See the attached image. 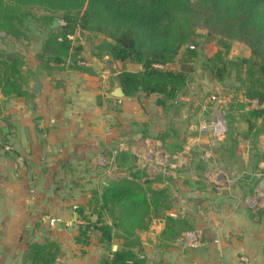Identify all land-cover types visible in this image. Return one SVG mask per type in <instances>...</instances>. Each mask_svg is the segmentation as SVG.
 <instances>
[{
	"label": "crops",
	"instance_id": "0c3cea01",
	"mask_svg": "<svg viewBox=\"0 0 264 264\" xmlns=\"http://www.w3.org/2000/svg\"><path fill=\"white\" fill-rule=\"evenodd\" d=\"M16 41L26 45L15 50L23 55V69L33 75L27 78L26 94H4L0 87V132L10 146L0 144V264H31L28 244L50 241L58 246L51 264H104L115 249L132 250L133 264H264V206L255 209L239 199L252 192L258 171H264V162L254 155L264 148V110L250 114L258 105L264 109V103L242 92L222 97L231 130L229 143L225 142L231 159L229 164L219 163L228 164L234 194L215 192L203 178L207 173L202 177L194 173L197 178H192L198 167L194 160L170 178L172 187L159 179L139 182L133 173L112 177L105 159L127 170L132 164L127 159L130 138L140 141L152 132L145 124L152 115L142 99L112 94L120 83L99 52L82 48L79 56L85 62L75 67L68 60L45 61L42 43L36 39L32 46ZM113 60L117 72L141 68L137 62ZM197 70L201 75L202 69ZM34 74L42 82L38 93L31 92ZM29 98L33 112L27 107ZM204 100L199 114L213 109V103L207 107ZM194 122L190 125L196 133ZM185 169L189 172L184 175ZM115 179L133 181L134 192L123 206L107 201L101 208L103 191ZM175 187L187 189L186 203L196 201L193 211L175 217L198 218L188 227L202 229L196 246L182 240L188 228L172 236L166 231L167 218L151 216L145 208L151 206V192L164 189L169 208L174 207V192L182 198ZM128 214L136 218L131 231L122 223ZM81 217L106 225L108 235L94 226L84 237ZM51 218L56 220L51 223Z\"/></svg>",
	"mask_w": 264,
	"mask_h": 264
},
{
	"label": "trees",
	"instance_id": "16d2710c",
	"mask_svg": "<svg viewBox=\"0 0 264 264\" xmlns=\"http://www.w3.org/2000/svg\"><path fill=\"white\" fill-rule=\"evenodd\" d=\"M30 6L42 9V18L47 20L45 29L38 36L25 23V16L29 14L26 8ZM55 16L64 23L53 26L50 20ZM77 27L102 32L104 38L99 48L105 49L112 58L141 64L138 70L122 69L116 74L126 96L138 97L140 92L146 95L157 93L156 102L163 107L169 105L168 98L174 99L171 104L174 107L181 103L178 92L192 79L194 60L200 59L204 70L209 69L214 77L223 79L227 62L225 53L230 49L231 40L244 41L250 55L239 59L244 65L245 77H239L241 87L238 88L247 98H257L264 103V0H0V38L10 34L40 41L45 61L58 63L69 58L71 66H83L78 62L84 60L79 56L82 46H72L74 50L70 51L69 34H73ZM198 28H205L206 32L199 33ZM196 36L206 39L218 36L219 47L202 59ZM179 53L183 64L168 68L167 64L175 61ZM23 65V57L18 51L0 49V87L4 94L28 93L26 81L33 72L25 71ZM263 110L261 106L254 107L250 114L256 116ZM226 119L228 121L227 116ZM231 145L233 147V141ZM254 155L264 162V148L256 150ZM194 164H200L199 157L194 158ZM112 181L103 191L101 208L106 207L107 201L123 206L134 192L131 180ZM166 218V231L172 236L191 225L184 218L169 215ZM126 219L122 222L124 230L131 231L136 218L128 214ZM93 226L108 235L106 225L93 223ZM81 230L86 237L87 227ZM27 250L31 264H51L58 246L52 241L31 242ZM112 253L117 264H128L127 259L135 258L132 250L115 249Z\"/></svg>",
	"mask_w": 264,
	"mask_h": 264
},
{
	"label": "rangeland",
	"instance_id": "374dc122",
	"mask_svg": "<svg viewBox=\"0 0 264 264\" xmlns=\"http://www.w3.org/2000/svg\"><path fill=\"white\" fill-rule=\"evenodd\" d=\"M192 1L195 2L196 0H192ZM26 9L27 11H29V14L25 16V23L28 25L29 29L33 30L36 33V36H38L45 29L44 26L45 23L47 22V20L44 21L42 18L44 12L42 11V9L33 6L27 7ZM54 19L57 20V24L53 26H60L64 23V21L61 18L55 16L53 19L50 20L51 24ZM198 32L205 33L206 29L198 28ZM21 37L16 38L13 35L9 34L4 39L0 38V49L15 50V48L16 49L24 48L26 46L21 43H18L16 39L20 40V42L24 44L28 43V45L32 46V42H33L32 38L22 39ZM196 37L198 41V50L199 53L201 54L202 59L204 55L207 54L211 55L213 51L219 47L216 38L218 36L211 37L210 39H206L203 36H196ZM103 38H104V34L100 31H91L88 29H82L80 27H77L71 37L70 51L74 50L72 46L75 47L76 45H81L82 48H87L93 52H99L100 58L102 60H105L106 58H104V54L106 51L103 48H99V45L102 42ZM25 40H27V42H25ZM244 55L245 56L250 55L247 44L244 41L238 39L231 40L230 49L225 53V59H227V62H226V70L223 79H217L216 77H214L213 74L211 73V70L209 69L204 70L203 67H201L200 60L195 61L194 62L195 69L192 71V79L188 81L184 86H182V88L178 92V97L179 99H181V103L178 105L177 110L174 109V105H171L174 101L173 98H168L167 101L169 105L163 107L156 102V99L159 94L152 93L146 95L140 92L138 97L139 99H142L141 102L144 103L143 107L147 109L149 114L152 115V117H149L148 122L145 123L147 129L152 132L147 133L146 135L147 137L142 138V140L140 141L130 138L129 145L131 146H129L128 148L129 149L128 150L129 155L127 157L128 163L130 164L132 162L131 164L132 166L135 159L133 151L131 152V150L135 149L136 147L144 143L145 139L147 138L158 139L161 144L167 146L171 150L178 149L179 147H174V142L182 143L183 141H186V139L189 136L195 134L193 132V128H191L190 125L191 122L196 121V123L194 122V124H196L194 131H197V124L200 120L202 119L211 120L213 118V112L217 107L220 108L225 107L221 95L233 94L235 97L237 93L241 92L240 91L241 89L238 88L241 87L239 83L240 82L239 79L241 78L240 76L245 77V73H244V65L239 63V59ZM37 56H39V53H37ZM67 60L71 61V59L69 60V58H66L65 61ZM183 61L184 60L182 59V54L179 53L176 56L175 61L167 64L168 65L167 67L172 69L178 68L181 66V64H183ZM113 62L115 64V60H113ZM198 67L199 69H202L201 75L198 74L199 73L197 70ZM118 70H119V66L116 67V74L118 73L117 72ZM213 96H215L214 99L212 98ZM205 98L207 99L206 102L207 107H209V105L213 103L212 104L213 109L209 107V109L207 108L208 111L204 112L203 114H199L200 112L199 108L201 107V104L205 102L204 100ZM217 98L220 99L219 102H216ZM214 101L216 102L215 104ZM208 137L207 136L203 137V139L205 140V143L203 145L211 148L212 152L214 153V160L208 166H204L203 164H198L197 165L198 167L195 169V174L197 175L200 173L198 177H202L205 173H207L209 170H213V168L216 165H218L224 167V169L227 171L229 176L233 177L229 173V170L227 169V166L229 164L228 162L231 159V150L229 149V147H227L229 145L226 146V144L229 142L226 140L227 141V142L225 141L226 144L225 142L213 143V139H211L210 137H209L210 141L207 142ZM231 137L233 136L231 135ZM219 162H223L225 164L228 163V164L225 165ZM185 172L188 173L189 169H185L183 173L184 175ZM252 183L254 184V181H252ZM256 184L257 181L254 185V188L256 187ZM254 188L252 189V192L249 194V196H252ZM175 189L179 193V195H181L182 199H186V200L188 199L186 197L187 189L183 190L180 188L179 190L176 187ZM233 189H234L233 185H231V187L227 189L228 191L226 193L227 194L236 193L237 191L235 192V190ZM150 195L151 196L149 202L151 206L149 208V204H147L145 208L147 209V211L149 209L151 216L158 218L161 217L165 218L168 215V211L170 209L169 208L170 199L167 192L164 189L156 192H151ZM239 199H241V203H245L244 197L242 198L239 197ZM195 203L196 201L192 202L191 206H194L193 204ZM263 206H264V201L262 203V206H260V210L262 209ZM142 207L144 206L141 205L140 208L142 209ZM188 220L189 223L192 224V223H196V221H198V218H196L195 214H192L190 215V217L188 216ZM134 223H136V221Z\"/></svg>",
	"mask_w": 264,
	"mask_h": 264
},
{
	"label": "built area",
	"instance_id": "2783aa9c",
	"mask_svg": "<svg viewBox=\"0 0 264 264\" xmlns=\"http://www.w3.org/2000/svg\"><path fill=\"white\" fill-rule=\"evenodd\" d=\"M71 37L72 34H69V38ZM78 62L84 63L85 61L78 60ZM256 101L260 104L257 98ZM228 132L229 124L224 110L217 107L213 112V118L211 120L202 119L198 122L197 132L194 135L189 136L183 143L182 147L171 150L167 146L161 144L158 139L147 138L144 143L133 149L135 159L132 166L127 170L121 171L114 161H107L105 159V162H109V168L106 172L112 177L133 173L136 174V179L139 182L145 183L147 178L159 179V182L162 184H168L172 187L170 178L177 175V172L183 166L191 164L194 158L198 159L199 157L200 163L204 166H208L214 160V153L211 148L203 145L205 143V140L203 139L204 136L208 137L209 135L215 143H223L227 139ZM209 137L207 142L210 141ZM0 144L4 145L5 148L10 147L8 143L3 141L1 132ZM194 150L197 151V154H195ZM95 158H102V156H96ZM194 173L195 172L191 173L192 177L197 178ZM257 174V184L252 196H244V202L253 206L255 209L262 206L264 201V190L259 188L260 180H264V171H258ZM204 180L208 181L215 192L219 194L226 193L228 191L227 189H229L234 182V178L229 176L224 167L218 165H216L213 170L207 172ZM251 199H256V201L251 203ZM193 209L194 208L191 205L186 203L184 199L180 198V196L174 192V207L170 208L168 215L171 217H178L183 215L186 210L193 211ZM55 220V218H51L50 222L53 223ZM79 222L86 226L88 231L94 229L93 222L87 217H81ZM202 235L201 228L192 227L183 232L182 240L188 245L196 246L199 244ZM126 262L128 264H133L132 259L126 260ZM104 264H117L114 262L112 251L108 253Z\"/></svg>",
	"mask_w": 264,
	"mask_h": 264
},
{
	"label": "water",
	"instance_id": "95a60500",
	"mask_svg": "<svg viewBox=\"0 0 264 264\" xmlns=\"http://www.w3.org/2000/svg\"><path fill=\"white\" fill-rule=\"evenodd\" d=\"M56 24H57V20L54 19L52 21V25H56ZM104 58H106V64H107L108 69L111 72H116L115 64L113 62V59L110 58V55L108 53H106L105 56H104ZM33 78H34V83H33V86L31 88V92L32 93H38L40 91V89H41L42 82H41L40 76L38 74H34ZM112 94L115 95V96H122V95H124V91L122 89V86L120 84L117 85L113 89ZM27 107H28V109H30L33 112L32 98H29L28 103H27ZM259 188L261 190H264V180H260V182H259Z\"/></svg>",
	"mask_w": 264,
	"mask_h": 264
},
{
	"label": "bare ground",
	"instance_id": "6f19581e",
	"mask_svg": "<svg viewBox=\"0 0 264 264\" xmlns=\"http://www.w3.org/2000/svg\"><path fill=\"white\" fill-rule=\"evenodd\" d=\"M256 201V199H251V203H254Z\"/></svg>",
	"mask_w": 264,
	"mask_h": 264
}]
</instances>
